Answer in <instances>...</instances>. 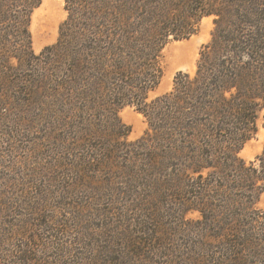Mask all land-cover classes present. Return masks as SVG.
Returning a JSON list of instances; mask_svg holds the SVG:
<instances>
[{
	"label": "trees",
	"instance_id": "1",
	"mask_svg": "<svg viewBox=\"0 0 264 264\" xmlns=\"http://www.w3.org/2000/svg\"><path fill=\"white\" fill-rule=\"evenodd\" d=\"M13 1L0 0L1 189L18 163L14 140L38 124L50 138L57 136L50 133L57 126L83 129L92 112L118 139L116 147L94 149L97 156L100 152L96 164L120 156L125 175L131 161L145 153L147 168L163 178L161 203L179 202L182 208L189 203L205 224L213 222L217 198L232 204L247 194L252 200L251 193L264 182V145L256 164L238 153L257 132V112L264 108V29L258 20L239 14L235 23L229 17L226 29L218 13L195 73L178 72L171 90L149 99L162 76L164 47L171 39L189 38L203 16L216 13L208 2L201 7L203 0H82L83 7L70 9L73 13L60 25L58 40L36 54L28 26L39 1ZM195 1L199 4L193 8ZM181 3L191 9L185 17L175 9ZM246 21L250 30L238 27ZM126 105L134 106L148 125L136 149L124 139L130 128L118 117ZM85 135L91 138L89 129L76 138L90 141ZM260 218L264 225V212ZM254 231L231 224L219 234L241 238L232 248L240 250L253 239L264 240V229Z\"/></svg>",
	"mask_w": 264,
	"mask_h": 264
},
{
	"label": "rangeland",
	"instance_id": "2",
	"mask_svg": "<svg viewBox=\"0 0 264 264\" xmlns=\"http://www.w3.org/2000/svg\"><path fill=\"white\" fill-rule=\"evenodd\" d=\"M38 1L30 11L28 26L36 54L58 40L60 25L73 13L70 9L83 7L82 0L69 4L65 0ZM203 1L216 13L203 16L189 38L171 39L166 44L162 76L148 93L149 99L171 90L178 72L195 73L201 48L217 28L218 13L223 15L226 29L229 17L235 23L239 14L251 16L264 29V0ZM198 4L195 1L191 6ZM175 9L182 17L191 10L186 3ZM244 23L249 22L238 27L249 29ZM92 115L83 129L57 126L50 131L57 136L50 138L44 133L45 126L38 124L28 129V136L12 143L19 154L18 163L9 169V180L0 188V264H264V240L253 239L237 250L232 248L241 238L219 234L231 224L236 229L263 231L264 225L258 221L264 212V182L251 193L252 200L242 194L247 207L238 196L232 204L224 196L217 198L213 222L201 224L200 214L190 210L189 203L182 208L179 202H160L163 178L147 168L145 153L131 161L133 168L125 175L120 156L103 157L104 162L96 164L100 152L97 156L94 149L116 147L118 139L105 121ZM118 117L130 128L124 139L136 149L135 141L148 129L145 117L132 105L120 108ZM256 125L257 132L238 153L246 163L256 164L263 150L264 108L257 112ZM84 127L92 134L91 138L85 135L90 141L76 138L83 135ZM232 210L238 216L229 217Z\"/></svg>",
	"mask_w": 264,
	"mask_h": 264
}]
</instances>
